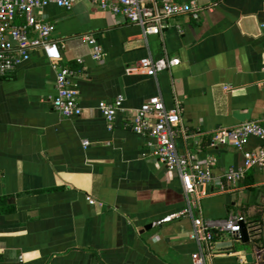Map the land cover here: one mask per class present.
Returning a JSON list of instances; mask_svg holds the SVG:
<instances>
[{
	"label": "crops",
	"instance_id": "0c3cea01",
	"mask_svg": "<svg viewBox=\"0 0 264 264\" xmlns=\"http://www.w3.org/2000/svg\"><path fill=\"white\" fill-rule=\"evenodd\" d=\"M178 1L198 9L167 18L162 34L147 37L92 0L40 11L56 24L60 63L76 71L84 110L66 117L53 108L57 70L41 49L0 77V264H194L192 218L176 215L186 206L181 179L158 160L156 140L132 128L135 111L153 95L169 108L180 105L190 134L177 136L180 152L217 157L204 218L213 228L229 215L247 220L250 240L220 232L207 264H249L247 254L258 248L251 239L264 223V167L218 191L244 154L211 146V137L248 120L264 125V0ZM84 34L100 41L102 60ZM165 55L180 63L157 76L127 72L143 57ZM119 95L123 108L110 128L98 102ZM262 146L264 137L251 136L246 148Z\"/></svg>",
	"mask_w": 264,
	"mask_h": 264
},
{
	"label": "built area",
	"instance_id": "2783aa9c",
	"mask_svg": "<svg viewBox=\"0 0 264 264\" xmlns=\"http://www.w3.org/2000/svg\"><path fill=\"white\" fill-rule=\"evenodd\" d=\"M79 0H0V77L12 73L21 62L31 57L33 52L41 49L47 59L57 70L53 108L66 117H78L83 114L80 103V89L74 82L76 71L60 63L63 53L58 41L52 36L56 24L40 17V11L50 5L71 9ZM102 10L120 17L123 21L135 23L142 28L143 35L162 34L169 17L197 10L192 3L178 0H92ZM83 39L91 48L95 60L105 56L104 48L95 34H84ZM83 62V58H78ZM180 63L179 57L169 55L155 58L146 56L135 66L127 68V72L141 71L149 76H157L159 72L171 69ZM124 97L119 95L115 100H100L98 109L107 119L109 127L118 111L123 108ZM177 104L169 108L161 95L150 96L135 111L132 128L135 132L148 135L156 140L155 155L169 170L178 174L181 179L186 198V206L176 215H187L192 218L193 230L190 237L197 243L198 250L193 252L194 264H207V255L215 252L214 243L220 232L231 234L236 239L242 238V224L245 216L229 215L223 222L213 228L203 216L202 199L206 195L205 187L215 181L212 166L217 157L209 155L205 160L196 152H180L176 139L182 133L185 139L190 137ZM251 136L264 137V125L257 120H248L234 126L219 127L212 133L211 146L233 145L244 154L241 166L229 167L218 182L217 190L228 191L238 185L252 167H264V146L258 149H247ZM88 146L90 140H84ZM90 204L96 200L87 196ZM167 216L165 219H170ZM264 238V223L259 226Z\"/></svg>",
	"mask_w": 264,
	"mask_h": 264
},
{
	"label": "water",
	"instance_id": "95a60500",
	"mask_svg": "<svg viewBox=\"0 0 264 264\" xmlns=\"http://www.w3.org/2000/svg\"><path fill=\"white\" fill-rule=\"evenodd\" d=\"M236 116L241 121L249 119V115L248 114H243V113H237L236 112ZM152 225H153L152 223L148 224V225L145 226V228H149ZM241 240L243 242H248L250 240V234H249L248 227H247L246 223L242 224V238H241ZM246 258H247V262L249 264H254V263L255 264H264V247H259L258 246V248H256L253 252L248 253Z\"/></svg>",
	"mask_w": 264,
	"mask_h": 264
},
{
	"label": "trees",
	"instance_id": "16d2710c",
	"mask_svg": "<svg viewBox=\"0 0 264 264\" xmlns=\"http://www.w3.org/2000/svg\"><path fill=\"white\" fill-rule=\"evenodd\" d=\"M258 230H259V228H258ZM259 234H260L259 237L256 236L255 241L257 242L259 247H264V238L261 235V233H259ZM253 235L255 236L256 234H253Z\"/></svg>",
	"mask_w": 264,
	"mask_h": 264
},
{
	"label": "rangeland",
	"instance_id": "374dc122",
	"mask_svg": "<svg viewBox=\"0 0 264 264\" xmlns=\"http://www.w3.org/2000/svg\"><path fill=\"white\" fill-rule=\"evenodd\" d=\"M255 233H256V236L259 237V235H260L259 232H255ZM256 236H255V238H256ZM254 240L255 239H251V242H253V243L255 242L256 243V241H254Z\"/></svg>",
	"mask_w": 264,
	"mask_h": 264
}]
</instances>
